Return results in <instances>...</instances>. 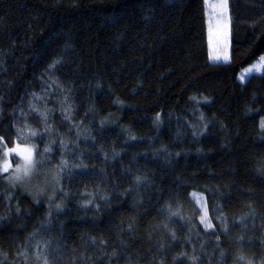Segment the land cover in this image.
Listing matches in <instances>:
<instances>
[{"label": "trees", "instance_id": "trees-1", "mask_svg": "<svg viewBox=\"0 0 264 264\" xmlns=\"http://www.w3.org/2000/svg\"><path fill=\"white\" fill-rule=\"evenodd\" d=\"M227 6L211 64L204 0H0V137L73 173L57 212L0 174V264H264V0Z\"/></svg>", "mask_w": 264, "mask_h": 264}, {"label": "rangeland", "instance_id": "rangeland-1", "mask_svg": "<svg viewBox=\"0 0 264 264\" xmlns=\"http://www.w3.org/2000/svg\"><path fill=\"white\" fill-rule=\"evenodd\" d=\"M223 2L224 0H204L207 28H208V33H207L208 54H209V62L211 64H226L230 60L228 6L226 8L218 7V5L222 4ZM216 57L219 58L217 59ZM259 58L239 72L237 77V81L239 83L243 84L244 82H246V80L249 77L253 75H261L264 73V70L257 71L254 69L252 72L247 71L250 67H252L253 65L259 62ZM241 76H244L245 79L242 80ZM262 121H264V118L261 119L260 126ZM261 130H264V128L261 127ZM49 136L50 135H48V137ZM51 142L53 141H49L48 143ZM25 143L28 144L29 146L35 145L34 143H28V140L26 141L23 140V144ZM64 143L66 145L70 144L69 142H64ZM35 150H37L36 146H35ZM12 158L16 159L15 162L13 163L15 164L18 161V158L15 157L14 155ZM1 159H3V153ZM59 173H60V169H54V168L49 169L46 167H40L38 165L36 176L31 180L29 187H22L19 184L16 185L10 184L6 177V174H1V175L3 176V181L8 185L22 190L24 193L34 198L36 201H44L50 211L57 212L58 210L55 208V204L57 203L61 204V200L63 199L61 194L62 192L60 190V182L59 184L56 183V178L59 176ZM38 189H43V191L38 194L37 193ZM53 195H54V199L52 201H49L48 197ZM191 199L198 206L201 216L203 214V210L206 209L204 197L198 193H192ZM201 225L204 227L202 223Z\"/></svg>", "mask_w": 264, "mask_h": 264}, {"label": "snow or ice", "instance_id": "snow-or-ice-1", "mask_svg": "<svg viewBox=\"0 0 264 264\" xmlns=\"http://www.w3.org/2000/svg\"><path fill=\"white\" fill-rule=\"evenodd\" d=\"M218 7H222V8H226L227 7V0H224V2L220 5H218ZM217 59L219 57H216ZM226 58V57H225ZM55 63H59V61H56ZM55 63L53 65H50L49 68H54L55 67ZM264 70V56H261L259 58V62L255 65H253L252 67H250L247 71L248 72H252L253 70ZM241 79L244 80L245 77L241 76ZM193 100H195L196 98L193 97ZM31 107L33 108V110H36V106L35 104H32ZM71 106H69L68 111L71 112ZM41 119H43L45 122L47 121L48 117L46 113L40 112L39 113ZM65 119H70L69 116H65ZM157 119H159V117H157ZM103 123V122H101ZM25 127L27 128V125H25ZM261 127L264 128V121H262L261 123ZM17 140L14 141V144L12 147H7V142L3 140V137H0V143H3L5 145L4 150H3V159H0V174H6V177L9 181L10 184L16 185L19 184L22 187H29L31 180L36 176L37 173V167L38 165H40L43 162V158H44V154L46 153H50L53 149L46 145L43 149V153H37L35 150V145H31L29 146L28 144H21L20 141L21 140H28L29 137H36L38 135V133L34 130L29 129L28 131V135L25 136L23 134L22 129L17 128ZM45 131H48L47 127L45 129ZM132 139H135V137H131ZM60 144V148L66 149L67 145L64 143L63 140H61L59 142ZM13 155L15 157L18 158V161L13 164L12 162V157ZM37 155H39L42 159H36ZM77 167H86L83 162H81L80 165H78ZM60 173L59 176L56 178V183L59 184L60 182V178L67 174V175H72V168L69 167L67 161L62 160L60 163ZM140 177H136V181L137 183L140 182ZM43 189H38L37 193L39 194L40 192H42ZM64 195H67V193H64ZM49 201H52L54 199V195L48 197ZM92 203V201H86L82 206L87 208L88 205ZM55 208L57 210L61 209V204L57 203L55 204ZM170 213L172 216H178L179 213L178 212H172L170 210ZM200 222L204 225L205 229H209L213 227V224L211 222V220L208 218V213L207 210L204 209L203 210V214L200 216ZM224 231H227V227L225 226ZM173 238H175V233L172 234ZM242 239V237H241ZM50 241H45L43 243V248L45 249V252H40L37 251L36 253V259L39 260H43V264H54V261L52 259H50V256L52 255L51 251H50ZM37 248H40L41 245L38 242L37 243ZM113 255H115V252L113 253ZM221 256H224V253L221 252ZM191 259L193 261H195L197 258L195 256L191 257ZM239 260H244V257H238ZM247 264H251V261H248Z\"/></svg>", "mask_w": 264, "mask_h": 264}]
</instances>
